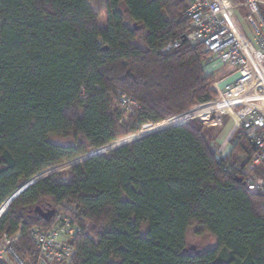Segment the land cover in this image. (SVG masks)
<instances>
[{
    "label": "trees",
    "instance_id": "16d2710c",
    "mask_svg": "<svg viewBox=\"0 0 264 264\" xmlns=\"http://www.w3.org/2000/svg\"><path fill=\"white\" fill-rule=\"evenodd\" d=\"M188 6L106 0L101 22L91 0H0V242L20 233L22 260L37 262L32 230L66 216L80 229L70 264H264V197L245 185L254 148L237 131L223 157L197 120L43 179L5 213L39 174L218 99L231 71H207L186 40ZM193 228L215 246L193 252Z\"/></svg>",
    "mask_w": 264,
    "mask_h": 264
},
{
    "label": "built area",
    "instance_id": "2783aa9c",
    "mask_svg": "<svg viewBox=\"0 0 264 264\" xmlns=\"http://www.w3.org/2000/svg\"><path fill=\"white\" fill-rule=\"evenodd\" d=\"M264 0H189L186 17L190 22L186 35L193 45L200 46L204 53L207 71L233 70L232 83L220 82L218 99L201 103L170 120L186 124L200 121L206 126L222 127L224 117L234 120L229 138L220 146L224 151L232 135L239 131L254 148L255 155L246 172L247 190L264 197V176L257 174L264 168ZM244 9L252 30V39L245 32L238 13ZM179 42L165 50L178 48ZM123 110L130 114L135 103L122 95ZM169 121V120H168ZM80 231L66 217H59L51 230L35 228L31 237L38 250L36 264H70L74 248L73 237ZM20 233L13 237L5 235L0 242L2 264H32L22 260L13 249Z\"/></svg>",
    "mask_w": 264,
    "mask_h": 264
},
{
    "label": "rangeland",
    "instance_id": "374dc122",
    "mask_svg": "<svg viewBox=\"0 0 264 264\" xmlns=\"http://www.w3.org/2000/svg\"><path fill=\"white\" fill-rule=\"evenodd\" d=\"M93 6L95 7V9L100 13V19L101 22H105L107 19V10L105 7V3L106 0H91ZM263 13H264V8H262ZM242 26L245 30V32L248 34V36L252 39V30L250 28V25L246 20L242 19L241 21ZM218 85L214 86V89L216 92L219 93L220 95V89L217 88ZM234 120L230 117H224V125L222 127H212V126H208L210 129H212L209 133L210 135V139L213 140V146H216L218 149L220 148V146L229 138L230 132L234 126ZM166 127L170 126V122H166L164 124ZM146 127V126H145ZM143 127L142 131L138 134H136V136H131L129 138H125V140L121 141L118 140L115 143H117V145L121 144V143H125L128 141H133L135 139H138L146 134H150V133H154L156 132L160 126H150V127ZM212 132V133H211ZM232 149V144L229 143L227 149L224 151V155L229 154L230 151ZM71 164H64L62 166H60V168L58 169V171L64 172L68 169H70ZM2 218V217H1ZM188 245L189 248L191 249V247H196L195 250H192L193 252H195L196 250H200L201 248H208V247H213L215 246V240L208 234H202V235H198L196 228H193L190 230L189 235H188ZM29 260V259H28Z\"/></svg>",
    "mask_w": 264,
    "mask_h": 264
},
{
    "label": "water",
    "instance_id": "95a60500",
    "mask_svg": "<svg viewBox=\"0 0 264 264\" xmlns=\"http://www.w3.org/2000/svg\"><path fill=\"white\" fill-rule=\"evenodd\" d=\"M174 120L172 119V120H169L168 122H170V126H168V127H165V128H160V129H158L156 132H154V133H150V134H146V135H144V136H142V137H140V138H138V139H135V140H133V141H128V142H125V143H121V144H119V145H117V143H113V144H110V145H108V146H106V147H104V148H101V149H98V150H96V151H93V152H91V153H89V154H87V155H85V156H83V157H81V158H79V159H77V160H75V161H72V162H70L69 164H71L70 165V167H73V166H75V165H77V164H80V163H82V162H85V161H87V160H89V159H92V158H94V157H96V156H98V155H101V154H104V153H107V152H110V151H115V150H117V149H120V148H122V147H125V146H127V145H130V144H132V143H134V142H136V141H139V140H141V139H143V138H146V137H148V136H150V135H154V134H157V133H160V132H163V131H166V130H169V129H171V128H173V127H176V126H180V125H182V123H176L175 124V122H173ZM167 122V121H166ZM160 125V124H159ZM149 126H154V125H148V126H146V127H149ZM155 126H158V125H155ZM129 138V137H128ZM123 140H125V139H123ZM123 140H121V141H123ZM60 168V166H58V167H55V168H52V169H50V170H48V171H45V172H43V173H41V174H39L38 176H36L35 178H33L31 181H29L28 183H26L25 185H23L17 192H15L10 198H9V200L5 203L6 204V207H7V209H6V211H5V213L8 211V209H9V206H10V204L22 193V192H24L26 189H28L30 186H32V185H34L35 183H37V182H39V181H41V180H43V179H46V178H48V177H50V176H52V175H54V174H57V173H59L60 171H58V169ZM5 213L3 214V216L5 215ZM192 249L194 250L195 249V247H192Z\"/></svg>",
    "mask_w": 264,
    "mask_h": 264
},
{
    "label": "crops",
    "instance_id": "0c3cea01",
    "mask_svg": "<svg viewBox=\"0 0 264 264\" xmlns=\"http://www.w3.org/2000/svg\"><path fill=\"white\" fill-rule=\"evenodd\" d=\"M238 16H239L240 22L242 21V19L246 20V18H245L246 17L245 10L241 9V11L238 13ZM221 70H223V69H220L219 71H221ZM224 70H227L229 72L231 71V73H230V75H228L225 79L221 80L220 82H224L226 84L234 82L235 79H236V76L231 77L233 75L234 71L233 70H228V69H224Z\"/></svg>",
    "mask_w": 264,
    "mask_h": 264
}]
</instances>
